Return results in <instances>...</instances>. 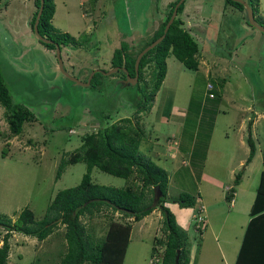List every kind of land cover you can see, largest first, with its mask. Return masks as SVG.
I'll use <instances>...</instances> for the list:
<instances>
[{
	"label": "rangeland",
	"instance_id": "obj_1",
	"mask_svg": "<svg viewBox=\"0 0 264 264\" xmlns=\"http://www.w3.org/2000/svg\"><path fill=\"white\" fill-rule=\"evenodd\" d=\"M172 1L53 0L51 23L56 29L75 38L88 34L85 47H60L64 71L82 82L91 70L106 72L95 75L99 85L89 86L66 77L57 67L55 49H46L30 29L32 0H0V73L11 100L35 116L12 135L0 105V215L17 222L26 207L34 220L41 219L54 194L78 184L86 171L85 163L78 161L66 164L56 177L60 159L79 146L84 133L129 117L143 130L138 150L168 173L167 196L184 191L199 198L187 207L164 203L192 242L189 257L194 264H231L264 169V33L247 23L245 10L225 0H183L178 18L197 42L198 67L188 69L168 54L152 105L135 120L136 82L119 79L109 64L111 53L120 42L138 49ZM257 8L254 18L264 26V0H258ZM218 78L225 79L222 92ZM251 119L255 152L243 168ZM241 170L227 201L225 192ZM90 178L113 187L134 181L133 176L127 180L96 167ZM198 216L205 220L201 231L193 225ZM80 220L88 233L99 236L111 220L131 223L122 264H149L153 237L161 235L158 207L138 221L105 207ZM63 231L59 220L42 240L12 231L6 264H57L66 250ZM3 233L0 226V243Z\"/></svg>",
	"mask_w": 264,
	"mask_h": 264
},
{
	"label": "trees",
	"instance_id": "obj_2",
	"mask_svg": "<svg viewBox=\"0 0 264 264\" xmlns=\"http://www.w3.org/2000/svg\"><path fill=\"white\" fill-rule=\"evenodd\" d=\"M176 1L173 0L170 3L164 19L138 49L132 48L126 42H120L119 46L112 50L109 64L110 67H117L115 73H119V79L124 78L125 73L130 77L134 76L136 54L163 33L164 24ZM225 1L234 9L244 10L242 4L238 2ZM244 1L251 7L253 14L258 13V0ZM32 2L34 11L29 21L31 30L39 0H32ZM182 4L183 1L177 6L175 17L162 39L139 59L136 71L137 79L133 85L136 98L133 103L132 117L135 120L139 118L140 114L150 109L154 95L165 76V58L168 54L173 55L188 69L196 70L198 67L197 42L183 27L181 19L178 18V14L182 11ZM53 13V0H43L37 32L51 42L44 43L39 39L38 41L46 49L51 50L55 49V45H58L59 49L62 46L70 49L85 47L88 42V34L82 33L75 38L67 32L56 29L51 23ZM145 68H148L147 78L145 77ZM99 73L100 71L96 70L92 74L89 86L91 84L99 85L98 79H94L95 75ZM218 79L216 83L221 91L225 79ZM212 95L214 98L215 94ZM0 105L4 108L8 129L12 135L21 132L23 122L33 121L35 118L29 109L21 103L11 100L8 87L1 73ZM119 122L84 133L80 137L79 146L72 153H68L65 158L60 159L56 177L59 176L66 164L78 161L85 163L86 171L82 174L78 184L60 189L54 194L41 219L34 220L32 211L26 207L17 214V222H11L7 216L0 215V226L4 228L0 243V264H6L9 248L7 239L12 231H18L24 235L35 237L37 240H42L53 231L57 220L63 224V237L66 244V250L57 264H122L129 241L131 223L129 221L111 220L108 223V228L105 229V233L99 236L96 233H88L80 220L81 216H91L94 212L101 211L103 207L119 213L121 218L132 217L134 221L140 220L155 207H158L162 216L161 235L153 237L149 264H194L192 261L194 257L192 259L189 257L192 242L187 232L177 224L173 213L164 203L169 200L178 206L187 207L196 203L195 197L184 191L176 196L168 197L167 171L138 150L139 142L143 137L142 128L137 125V121L132 124L129 117L120 118ZM250 124L251 120L247 126L248 154L243 168L245 164L250 162L255 152V144L249 130ZM261 160L264 164V141L261 149ZM92 167L127 180L133 176L134 181L131 184L127 183L124 187L97 184L92 182L90 178ZM242 170L234 175L232 186L227 188V193L225 192V200L230 201L232 199L233 186L239 183ZM258 178L255 194L248 210V220L232 264H264V169L260 171ZM203 219L201 216L194 218L195 230L201 231L203 229L205 221ZM192 254H194L193 251Z\"/></svg>",
	"mask_w": 264,
	"mask_h": 264
},
{
	"label": "water",
	"instance_id": "obj_3",
	"mask_svg": "<svg viewBox=\"0 0 264 264\" xmlns=\"http://www.w3.org/2000/svg\"><path fill=\"white\" fill-rule=\"evenodd\" d=\"M183 0H177L176 3L174 4L173 8H172V11L167 19V21L165 22L164 24V27H163V33L158 36L156 39H154L153 41H151L150 43H148L147 45H145L140 51H138V53L136 54L135 56V59H134V69H135V74L133 77H130L127 73H125V77H124V82H129V83H134L136 82V79H137V65H138V62H139V59L140 57L147 51L149 50L150 48H152L154 45H156L161 39L162 37L164 36V33L166 32L167 28L169 27V25L171 24L172 20L174 19L175 17V14H176V9H177V6L182 2ZM232 1H235V2H238L240 4H242L244 10H245V13H246V18H247V23L256 28L258 31L264 33V26L258 24L254 18V14H253V11L251 9V7L244 1V0H232ZM42 4H43V0H39V5H38V9L36 11V14H35V17H34V21H33V24H32V31L35 33V35L37 36V39H39L40 41L44 42V43H50L51 40L45 38V37H42L38 34L37 32V23H38V19H39V16H40V13H41V10H42ZM55 58H56V62H57V67L58 69L66 76L68 77L70 80L74 81L75 83L79 84V85H89V80L92 76V74L96 71V70H91L89 75L87 76V78L85 79V81H79L77 80L76 78H74L73 76H71L70 74L66 73L62 67V62H61V58H60V53H59V46L58 45H55ZM117 67H114V70H116ZM113 70H110L108 71L107 73H111ZM101 72V71H100ZM103 74H106V72H101ZM156 189V188H154ZM155 193V192H154ZM119 209H122V208H119ZM124 211H128V210H125V209H122ZM178 253V251H177ZM176 259H177V254L175 256V263H176Z\"/></svg>",
	"mask_w": 264,
	"mask_h": 264
},
{
	"label": "built area",
	"instance_id": "obj_4",
	"mask_svg": "<svg viewBox=\"0 0 264 264\" xmlns=\"http://www.w3.org/2000/svg\"><path fill=\"white\" fill-rule=\"evenodd\" d=\"M210 88H211L210 84H207V89H210ZM207 95H208V97H212L213 96L211 92H208ZM198 219H201V218H198Z\"/></svg>",
	"mask_w": 264,
	"mask_h": 264
},
{
	"label": "crops",
	"instance_id": "obj_5",
	"mask_svg": "<svg viewBox=\"0 0 264 264\" xmlns=\"http://www.w3.org/2000/svg\"><path fill=\"white\" fill-rule=\"evenodd\" d=\"M253 123V120L251 119V124ZM251 124H250V126H251ZM251 161V160H250ZM196 201H199V199H197ZM231 201V200H230ZM191 252H192V250H191ZM234 261V256L232 257V259H231V264H232V262Z\"/></svg>",
	"mask_w": 264,
	"mask_h": 264
},
{
	"label": "clouds",
	"instance_id": "obj_6",
	"mask_svg": "<svg viewBox=\"0 0 264 264\" xmlns=\"http://www.w3.org/2000/svg\"><path fill=\"white\" fill-rule=\"evenodd\" d=\"M54 52H55V50H54ZM206 88H207V86H206ZM210 89H211V88H210ZM210 89H208V90L210 91ZM197 199H199V198H197ZM197 199H196V200H197ZM231 200H232V199H231ZM196 202H197V201H196Z\"/></svg>",
	"mask_w": 264,
	"mask_h": 264
},
{
	"label": "flooded vegetation",
	"instance_id": "obj_7",
	"mask_svg": "<svg viewBox=\"0 0 264 264\" xmlns=\"http://www.w3.org/2000/svg\"><path fill=\"white\" fill-rule=\"evenodd\" d=\"M116 70H117V69H116ZM116 70H115V71H116Z\"/></svg>",
	"mask_w": 264,
	"mask_h": 264
}]
</instances>
